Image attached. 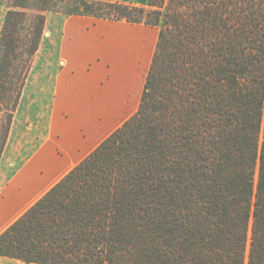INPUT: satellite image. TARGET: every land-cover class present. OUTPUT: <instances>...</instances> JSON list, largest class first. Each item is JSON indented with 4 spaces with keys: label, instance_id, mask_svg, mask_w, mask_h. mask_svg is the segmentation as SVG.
I'll return each instance as SVG.
<instances>
[{
    "label": "trees",
    "instance_id": "obj_1",
    "mask_svg": "<svg viewBox=\"0 0 264 264\" xmlns=\"http://www.w3.org/2000/svg\"><path fill=\"white\" fill-rule=\"evenodd\" d=\"M8 1L0 155L7 93L28 77L47 12L155 26L159 37L136 114L0 235V257L264 264V0Z\"/></svg>",
    "mask_w": 264,
    "mask_h": 264
},
{
    "label": "crops",
    "instance_id": "obj_2",
    "mask_svg": "<svg viewBox=\"0 0 264 264\" xmlns=\"http://www.w3.org/2000/svg\"><path fill=\"white\" fill-rule=\"evenodd\" d=\"M7 11L0 3V34ZM149 27L47 17V39L0 155V235L136 114L158 42Z\"/></svg>",
    "mask_w": 264,
    "mask_h": 264
},
{
    "label": "rangeland",
    "instance_id": "obj_3",
    "mask_svg": "<svg viewBox=\"0 0 264 264\" xmlns=\"http://www.w3.org/2000/svg\"><path fill=\"white\" fill-rule=\"evenodd\" d=\"M113 1H120V2H132V3H134V4H137V5H144L145 3H146V1L147 0H113ZM0 3H2V4H4L5 6H6V8H7V10L9 11L11 8H10V3H9V1L8 0H0ZM7 11V12H8ZM52 13H55V12H47L46 13V21H47V17L49 16V15H51ZM155 27V26H154ZM28 28H29V24H28ZM45 28H46V25H45ZM45 31H44V34H43V37H42V42H41V44H43V40H45V39H47V36L45 35ZM158 33H159V28L158 27H155V28H148L147 29V35H148V37H150V39L152 38V37H154L155 39H157L158 38ZM41 46V45H40ZM39 49H40V47H39ZM39 51V50H38ZM38 53V52H37ZM37 53H36V55L32 58V63H31V65H30V68H29V74H28V76L30 75V73L32 72V73H34L35 72V69L37 68V61H36V57H37ZM25 83H26V81H24V80H19V81H17L16 82V86H15V93H13L12 91H10V93H7L9 96H13L14 97V99H13V102L11 103V109L14 111V113L16 112V110H17V108H18V106H19V103H20V100H21V97H22V93H23V90H24V86H25ZM9 91V90H8ZM18 95H20V98L18 99V101H17V106L15 107V110L13 109L14 108V102L16 101V96H18ZM10 98V97H9ZM14 113L12 114V116H14ZM135 114H132L131 115V117L132 116H134ZM1 118H0V120H4L5 118H7L8 117V115L7 114H3L2 116H0ZM130 119V118H129ZM128 119V120H129ZM127 120V121H128ZM0 143H1V140H0Z\"/></svg>",
    "mask_w": 264,
    "mask_h": 264
}]
</instances>
